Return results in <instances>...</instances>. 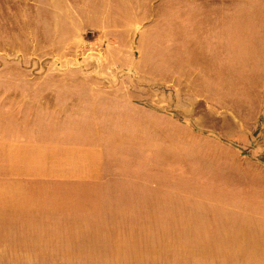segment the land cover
Returning a JSON list of instances; mask_svg holds the SVG:
<instances>
[{
    "label": "rangeland",
    "instance_id": "rangeland-1",
    "mask_svg": "<svg viewBox=\"0 0 264 264\" xmlns=\"http://www.w3.org/2000/svg\"><path fill=\"white\" fill-rule=\"evenodd\" d=\"M0 264H264V0H0Z\"/></svg>",
    "mask_w": 264,
    "mask_h": 264
}]
</instances>
